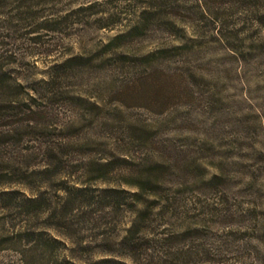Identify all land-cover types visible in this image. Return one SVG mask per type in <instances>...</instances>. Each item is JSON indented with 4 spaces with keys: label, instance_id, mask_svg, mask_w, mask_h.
Masks as SVG:
<instances>
[{
    "label": "rangeland",
    "instance_id": "374dc122",
    "mask_svg": "<svg viewBox=\"0 0 264 264\" xmlns=\"http://www.w3.org/2000/svg\"><path fill=\"white\" fill-rule=\"evenodd\" d=\"M0 264H264V0H0Z\"/></svg>",
    "mask_w": 264,
    "mask_h": 264
},
{
    "label": "trees",
    "instance_id": "16d2710c",
    "mask_svg": "<svg viewBox=\"0 0 264 264\" xmlns=\"http://www.w3.org/2000/svg\"><path fill=\"white\" fill-rule=\"evenodd\" d=\"M30 199H34V198H30ZM133 241H134V239L132 237L130 238V237L126 236L124 238V241L123 242H125L126 245H129L131 247H136V244Z\"/></svg>",
    "mask_w": 264,
    "mask_h": 264
}]
</instances>
